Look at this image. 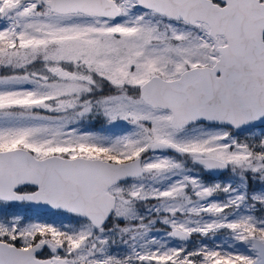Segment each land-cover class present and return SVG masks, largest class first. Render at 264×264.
<instances>
[{
    "label": "snow or ice",
    "instance_id": "snow-or-ice-1",
    "mask_svg": "<svg viewBox=\"0 0 264 264\" xmlns=\"http://www.w3.org/2000/svg\"><path fill=\"white\" fill-rule=\"evenodd\" d=\"M0 264H264V0H0Z\"/></svg>",
    "mask_w": 264,
    "mask_h": 264
},
{
    "label": "rangeland",
    "instance_id": "rangeland-1",
    "mask_svg": "<svg viewBox=\"0 0 264 264\" xmlns=\"http://www.w3.org/2000/svg\"><path fill=\"white\" fill-rule=\"evenodd\" d=\"M108 127L109 126L105 125L102 121H98V122H95L94 124L88 125V129L92 130V131H105V130L108 129ZM112 131H115V132L119 133L121 130L120 129H113ZM109 134H111V133H109ZM208 178L209 179H219V180L226 179L225 176L208 177ZM9 211L10 212H14V213L19 214V215H22L26 219H33V220H39V219H43V220H58V219H62V217L53 216L52 212H48V214H45V215H40V216H44V218L43 217H38V216H36L35 213H32V210L29 209L27 207V205L16 206L15 208L10 209ZM223 238L226 239V237H223Z\"/></svg>",
    "mask_w": 264,
    "mask_h": 264
},
{
    "label": "water",
    "instance_id": "water-1",
    "mask_svg": "<svg viewBox=\"0 0 264 264\" xmlns=\"http://www.w3.org/2000/svg\"><path fill=\"white\" fill-rule=\"evenodd\" d=\"M35 209L43 210V211H49L48 209L42 207V206H33Z\"/></svg>",
    "mask_w": 264,
    "mask_h": 264
}]
</instances>
